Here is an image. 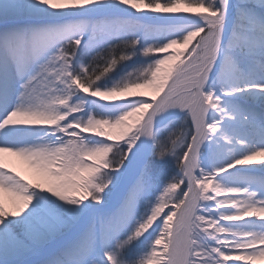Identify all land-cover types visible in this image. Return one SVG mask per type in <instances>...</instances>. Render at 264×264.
Masks as SVG:
<instances>
[{
  "label": "snow or ice",
  "instance_id": "snow-or-ice-1",
  "mask_svg": "<svg viewBox=\"0 0 264 264\" xmlns=\"http://www.w3.org/2000/svg\"><path fill=\"white\" fill-rule=\"evenodd\" d=\"M258 260L264 0H0V264Z\"/></svg>",
  "mask_w": 264,
  "mask_h": 264
},
{
  "label": "bare ground",
  "instance_id": "bare-ground-1",
  "mask_svg": "<svg viewBox=\"0 0 264 264\" xmlns=\"http://www.w3.org/2000/svg\"><path fill=\"white\" fill-rule=\"evenodd\" d=\"M177 50L183 51L178 45L175 46L174 49L170 50L175 54ZM133 91L136 92H142L146 96L151 97L154 95V90L152 87H144L140 89H135ZM135 119V117H131L129 119V122H132ZM115 131V130H114ZM4 162L8 165L9 168L14 169L16 172H19L25 179L32 181L35 183L38 179H40L38 173L36 172L35 169H33L26 160H24L22 157H18L15 155L11 154H4ZM6 200H7V195H6ZM256 264H264V261L258 260Z\"/></svg>",
  "mask_w": 264,
  "mask_h": 264
},
{
  "label": "rangeland",
  "instance_id": "rangeland-1",
  "mask_svg": "<svg viewBox=\"0 0 264 264\" xmlns=\"http://www.w3.org/2000/svg\"><path fill=\"white\" fill-rule=\"evenodd\" d=\"M179 46V45H178ZM180 47V46H179Z\"/></svg>",
  "mask_w": 264,
  "mask_h": 264
}]
</instances>
